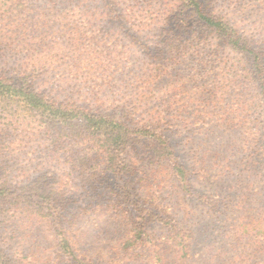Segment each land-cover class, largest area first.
<instances>
[{
    "label": "trees",
    "instance_id": "16d2710c",
    "mask_svg": "<svg viewBox=\"0 0 264 264\" xmlns=\"http://www.w3.org/2000/svg\"><path fill=\"white\" fill-rule=\"evenodd\" d=\"M184 1L173 21H200L230 48L217 65L209 61L203 67L208 71L197 72L202 99L191 108L192 99L182 106L187 95L177 91L160 98L149 91L134 105L126 100V82L115 77L123 60L110 53L101 57L96 49L102 46L101 30L95 29L101 15L94 0H0V62L21 61L14 70L20 81L0 66V161L33 147L38 163L63 167L67 178L75 169L88 181L102 169L114 174L120 190L106 213L123 230L120 244L128 252L118 249L114 257L122 264H264V0H221L233 9L227 13L200 0ZM171 47L172 62L164 72L180 64L175 60L179 46ZM63 64L72 78L89 84L87 104L35 87L42 75ZM132 65L129 60L124 68ZM142 80L153 81L151 75ZM117 93L120 98L113 99ZM106 95L110 107L102 101ZM150 98L160 103L150 106ZM182 123L205 135L201 152L190 157L170 138ZM218 133L228 137L214 145ZM141 160L156 165L151 175L163 193L173 190L166 197L159 192L158 213L133 201ZM4 168L0 163V172ZM5 176L0 173V228L23 210L45 218L64 214L62 191L40 181L18 188ZM196 176L208 185L207 193L194 188ZM166 181L170 184L162 186ZM59 234V256L84 264L78 236L66 227ZM0 264H14L1 240Z\"/></svg>",
    "mask_w": 264,
    "mask_h": 264
},
{
    "label": "rangeland",
    "instance_id": "374dc122",
    "mask_svg": "<svg viewBox=\"0 0 264 264\" xmlns=\"http://www.w3.org/2000/svg\"><path fill=\"white\" fill-rule=\"evenodd\" d=\"M200 1L207 2L210 4L209 9H216L219 13L233 11L232 8L222 4L221 0ZM184 3V0H94L95 11L101 15L98 16L95 29L101 30L98 41L102 46L97 45L96 49L101 57H106L110 53L112 56L119 55L123 60L122 68L117 69L115 77H122L123 83L126 82L122 89L125 91L126 100L133 105L142 99L143 93L149 91L157 94L158 98L177 91L187 95V99L180 103L182 106L189 98L192 99L188 103L191 108L199 102L198 99H202L203 81L197 76V72L204 74L208 71L210 68L203 67L209 65V61L211 65H217L222 51L230 54L229 46L216 36L212 37L210 30L202 22L195 20L188 23L190 21L188 17L185 21H173L171 17L182 8L178 6ZM220 43L223 45L220 47L221 52H218ZM172 44H176V48L179 46L175 60L180 64L164 72L163 68L172 62L170 60V57L173 58ZM129 60H132L133 65L125 69V64ZM3 61L4 63L0 62V66L9 70L15 81H20L19 74L14 70L21 61L16 59ZM157 63H160V66H157ZM196 65L201 68H196ZM70 72L72 71L67 65H60L54 73L42 75L35 87L51 96L61 94L63 98H73L87 104V97L91 96V91H88L89 84L85 85L83 81L75 80ZM57 73H61L67 79L58 82ZM217 73L214 77H217ZM150 75L153 79L151 83L142 80ZM60 86L61 89L57 91ZM192 91H198V94ZM111 97L120 98L118 93ZM158 98L147 99V104L158 105L160 103ZM110 100L107 95L102 97L106 107H110ZM91 102L97 101L91 97ZM115 103L122 105V102ZM184 124L177 125L170 138L181 155L190 157L197 151L201 152L200 147L205 135L197 133L198 130H195L198 129L197 126L190 124L184 127ZM227 137V133H218L213 139V144H219ZM33 151V147H28L7 157L3 156L4 161L0 163H3L5 168L1 169L4 172L0 173L6 175L4 178L12 180L18 188L40 181L38 184L41 186L46 185L55 191H62L66 205L62 206L64 214L59 218L55 216L45 218L41 217L40 212H35L36 215H33L23 210L4 228H0V234L3 235L0 236L1 244L6 253L12 257L14 264H72L65 257H60L57 252V247H61L59 230H62V227L70 229L78 236L81 252L86 258L82 259L84 264H122L119 258L114 257L118 249L124 253L125 247L120 244L123 230L120 229L114 215L106 213L107 205L113 203L114 192L120 190L116 176L102 169L95 179L88 181L81 178L82 175L75 169V175L67 178L63 167L52 168L49 162L38 163L40 154ZM220 158L222 159L221 155ZM222 162L219 161L220 166ZM141 164V173L134 177L138 194L133 201L138 206L146 202V206L154 213H158L156 205L160 203L159 192L166 197V193L171 194L173 190L168 188L164 193L160 190L162 188L159 180H155L151 175L156 165L148 160H141ZM168 184L170 182L166 181L162 186ZM193 186L202 193L208 192L206 188L208 185L205 186L199 176L193 178ZM188 199L192 201L190 196L186 197V200ZM128 204L130 203H126ZM47 248L49 250L45 251ZM19 251L23 253L22 256ZM33 254L36 256H32ZM111 256L113 258L110 260Z\"/></svg>",
    "mask_w": 264,
    "mask_h": 264
}]
</instances>
